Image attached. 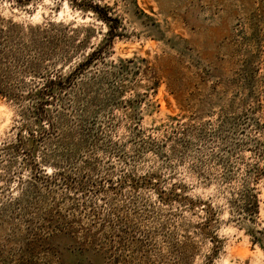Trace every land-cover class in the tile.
I'll use <instances>...</instances> for the list:
<instances>
[{
    "label": "rangeland",
    "instance_id": "rangeland-1",
    "mask_svg": "<svg viewBox=\"0 0 264 264\" xmlns=\"http://www.w3.org/2000/svg\"><path fill=\"white\" fill-rule=\"evenodd\" d=\"M1 29L0 264H264V0H0Z\"/></svg>",
    "mask_w": 264,
    "mask_h": 264
},
{
    "label": "trees",
    "instance_id": "trees-1",
    "mask_svg": "<svg viewBox=\"0 0 264 264\" xmlns=\"http://www.w3.org/2000/svg\"><path fill=\"white\" fill-rule=\"evenodd\" d=\"M4 29H1L0 32H4ZM98 56L97 54V50H94L92 52V54H90L87 58V62H92L96 57ZM86 63H83L80 65L79 68L84 67L86 65ZM47 89V87H46ZM38 94H45L46 91H40L37 92ZM0 94L2 96H5L6 98H13V94L10 90V88H8V86L2 85L0 84ZM36 94V95H38ZM44 105L45 103L42 102L40 104V107L38 108V110L42 111V109H44ZM246 202V203H245ZM239 210L241 212H249V213H256V210L258 209V202H257V197L254 194L251 193H247L246 197H244V203L241 206H238ZM107 264H123L120 262V258H118L117 256L110 258V260L108 261Z\"/></svg>",
    "mask_w": 264,
    "mask_h": 264
}]
</instances>
